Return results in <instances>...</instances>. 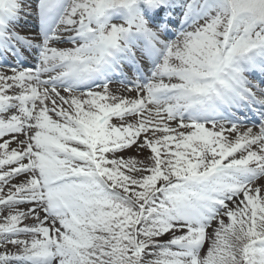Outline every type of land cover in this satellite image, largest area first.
<instances>
[{
	"label": "snow or ice",
	"instance_id": "6c2138e0",
	"mask_svg": "<svg viewBox=\"0 0 264 264\" xmlns=\"http://www.w3.org/2000/svg\"><path fill=\"white\" fill-rule=\"evenodd\" d=\"M0 264H264V0H0Z\"/></svg>",
	"mask_w": 264,
	"mask_h": 264
}]
</instances>
